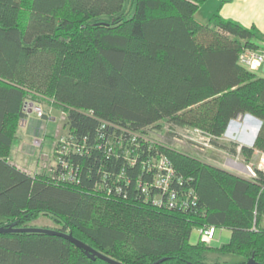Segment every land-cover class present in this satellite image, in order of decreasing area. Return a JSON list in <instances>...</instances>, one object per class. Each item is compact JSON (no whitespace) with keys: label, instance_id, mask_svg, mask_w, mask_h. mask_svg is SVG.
<instances>
[{"label":"trees","instance_id":"1","mask_svg":"<svg viewBox=\"0 0 264 264\" xmlns=\"http://www.w3.org/2000/svg\"><path fill=\"white\" fill-rule=\"evenodd\" d=\"M206 1L132 0L131 13L125 0H0L1 226L48 214L123 264H227L229 254L264 263V174L244 178L175 143L179 128H197L229 148V122L251 114L262 126L241 152H264V77L238 61L260 35L218 12L199 21ZM43 100L66 109L84 153L29 173L9 157L25 104ZM160 155L175 169L174 207L152 201ZM205 225L229 228V242L192 243ZM0 264L110 263L59 235L0 232Z\"/></svg>","mask_w":264,"mask_h":264},{"label":"rangeland","instance_id":"2","mask_svg":"<svg viewBox=\"0 0 264 264\" xmlns=\"http://www.w3.org/2000/svg\"><path fill=\"white\" fill-rule=\"evenodd\" d=\"M124 8L125 10L132 13L134 9L132 0H125ZM128 16H130V13L128 14ZM256 73L258 76L264 77V65L259 70H257ZM38 104L42 107L43 111L45 112L44 115H48V118L44 119L39 117L37 114L32 113V115L30 114V116L25 118L26 120L24 119V121H27L26 125H29L30 129H32V131H35L36 133L35 136L33 135V133L26 135L29 144H31L32 149L35 151V156H37L38 152H40V147L33 142L34 140L38 141L40 139L42 142L45 139V145H49V146L54 141V146H55L56 141H58L57 139L67 133V128L64 126L65 118H66V109L63 108L62 106L59 108L55 107L52 101L50 100L39 101ZM248 118L249 116H240L239 118L234 119V121L238 125L242 126L240 130H243V132L239 131L238 134H235L234 137H232L230 133L231 131L236 130L234 126L237 125L236 123H234L232 125L231 131L225 133L222 138L223 142H225L229 146V148L236 147L235 153L231 152V150L227 147L221 148L208 144L206 142V138L198 135L197 133L191 132L193 129L190 128L187 129L179 128L178 138L175 140L176 141L175 143L181 146L179 148H182L183 146H189V149L193 150L198 156H200L202 160L206 162H210L231 173L249 179V177H247L246 174L241 170L242 164L240 166L241 169L237 168V164L240 163L244 164L254 159L253 153L249 158H247L241 152V150L238 151V147L242 145V142L238 139V137H241L242 134L246 133L245 126L243 125L245 124V121ZM251 120L253 121L254 125L258 123V120H256L255 118H252ZM24 121L22 122V124H24ZM15 141H16L15 148L22 143L21 138H17V140ZM53 157H54L53 155L52 157L47 156V158L45 159L39 156L37 161L42 165L41 164L36 165V167L31 169V171L32 172H35L37 170L48 171L49 169L47 168V166L50 165L51 163H54ZM13 160L17 162L19 165H21L18 162L19 159L17 160L16 157H14V154H13ZM5 221H6L5 217L0 215V223ZM61 225L62 223L53 216L42 213L37 218L30 221L27 227L49 228V229L59 230V228H61ZM230 237H231V230L229 228L217 227L215 239L211 242V245L220 246L222 244L228 243ZM199 239H200V229L194 228L190 240L192 243H196L198 242ZM215 256L216 255H213V257ZM209 259L211 260L212 258L209 257ZM221 260L225 261L227 264H237L240 261H242L243 258L238 255L229 254V255H222Z\"/></svg>","mask_w":264,"mask_h":264},{"label":"built area","instance_id":"3","mask_svg":"<svg viewBox=\"0 0 264 264\" xmlns=\"http://www.w3.org/2000/svg\"><path fill=\"white\" fill-rule=\"evenodd\" d=\"M240 65L246 67L250 71H257L264 65V47L254 49L251 47H245L241 51L238 59ZM25 111L30 113H35L39 117H42L45 113L42 107L39 104H35L32 102H27L24 107ZM191 132L197 133L200 136L206 138V142L210 144L209 137L205 136L200 129H193ZM226 133V132H225ZM55 147L53 149V158L54 163H51L47 166L50 170L52 167L58 166V164H63L67 166V162L64 159L65 156H69L73 154H83L84 148L78 145L76 141H74L73 137H69V133L62 135L57 139ZM241 146L238 147V151L241 150ZM253 148V147H252ZM253 160L247 163L237 164V168L241 169L242 164V172L246 174L249 179L257 178L258 173L264 174V152L254 149L253 151ZM153 167L155 169V176L153 180V185L157 189L160 190L159 195L152 197V201L157 206H167L174 207L177 204V192L171 188V185L175 179V169L171 163V161L165 156L160 155L159 157L153 160ZM41 171V170H40ZM74 172L70 171L64 175V178L74 180ZM142 191L149 196V190L151 188L150 184H144L141 186ZM264 187V185H263ZM165 194L166 198H163ZM167 194V195H166ZM200 229V239L203 242L211 243L215 239V235L217 232V226L215 225H205Z\"/></svg>","mask_w":264,"mask_h":264},{"label":"crops","instance_id":"4","mask_svg":"<svg viewBox=\"0 0 264 264\" xmlns=\"http://www.w3.org/2000/svg\"><path fill=\"white\" fill-rule=\"evenodd\" d=\"M216 12H218L222 18L236 21L247 28H254L260 35V40L258 41L260 48L264 46V0H207L196 13V18L199 21L202 20L201 22H207ZM30 114L32 115V113ZM30 114L28 116H30ZM251 119L252 118L247 119L243 125L247 133H250L254 125ZM22 122L17 130V136L15 138V140L21 138L22 143L15 148L16 141L14 140L9 159L11 163L15 164L20 169L30 173L32 172L31 169L41 164L37 161L39 156L45 159L47 156L52 157L55 146L54 141L49 146L45 145V139L42 142L40 139L38 141L34 140L33 142L40 147V152L35 156V151L32 149L31 144H29L26 135L33 133L35 136L36 133L30 129L29 125H26L27 121H24V124H22ZM234 127L236 130L230 133L232 137L238 134V131H241L240 129L242 126L237 124ZM251 144L252 143L247 144L246 142H242V146L250 147ZM13 154L17 160L19 159L18 162L22 166L13 160ZM35 172H38V170Z\"/></svg>","mask_w":264,"mask_h":264},{"label":"water","instance_id":"5","mask_svg":"<svg viewBox=\"0 0 264 264\" xmlns=\"http://www.w3.org/2000/svg\"><path fill=\"white\" fill-rule=\"evenodd\" d=\"M244 116H249L252 118H255L256 120H258L259 122V126H258V130L255 136L254 141L252 142V144L250 145V147H254L257 135L261 129L262 126V122L260 119H258L257 117L251 115V114H246ZM234 119L231 120L229 122V125L226 129V133L229 131L231 125L234 123ZM0 232H27V233H46V234H55V235H59L62 236L66 239H68L69 241H71L72 243H74L77 247L83 249L89 256H91L92 258H96L99 257L103 260H105L106 262L110 263V264H123L101 252H99L98 250L94 249L93 247H91L90 245L84 243L83 241L75 238L71 233H64L62 231H58V230H54V229H49V228H38V227H21V228H17L14 227L13 224L9 225V226H0ZM243 264H264V263H259L257 261H255L253 258L249 259L246 263Z\"/></svg>","mask_w":264,"mask_h":264},{"label":"bare ground","instance_id":"6","mask_svg":"<svg viewBox=\"0 0 264 264\" xmlns=\"http://www.w3.org/2000/svg\"><path fill=\"white\" fill-rule=\"evenodd\" d=\"M249 118H252V117H249ZM248 118V119H249ZM234 123H236V122H234ZM233 123V124H234ZM255 123H256V121H255ZM232 124V125H233ZM237 124V123H236ZM232 125H231V127H230V130H229V132L231 131V129H232ZM258 126H259V122L257 123V124H255L252 128H251V130H250V133H245V134H242V136L241 137H238V139L240 140V141H242V142H246L247 144L249 143H252L253 141H254V139H255V136H256V133H257V130H258ZM239 132V131H238ZM241 132H243V130H241ZM245 132V131H244Z\"/></svg>","mask_w":264,"mask_h":264}]
</instances>
